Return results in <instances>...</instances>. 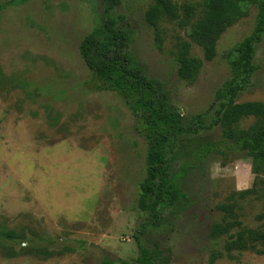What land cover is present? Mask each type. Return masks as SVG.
I'll use <instances>...</instances> for the list:
<instances>
[{"label": "rangeland", "instance_id": "1", "mask_svg": "<svg viewBox=\"0 0 264 264\" xmlns=\"http://www.w3.org/2000/svg\"><path fill=\"white\" fill-rule=\"evenodd\" d=\"M171 1L197 6L202 0ZM105 5L0 0V226L23 228L28 238L31 229L35 242L51 251L74 249L45 259L0 254V264H138L137 242L166 264H264V254L225 250L237 228L213 232L232 221L218 205L233 209L240 228L264 231V176L257 196H234L257 180L243 157L216 156L192 168L182 182L189 204L165 211L158 227L137 234L148 218L136 208L146 145L120 97L88 84L90 71L78 52L81 38L104 23ZM150 5L118 0L110 18L130 33L129 53L146 76L167 84L179 114L208 109L214 89L229 75L230 51L252 29L254 10L221 35L214 59L188 83L177 78L175 62L178 44L189 42V27L164 18L151 27L144 19ZM190 51L201 59L198 46L191 44ZM254 56L256 70L237 103L264 104V35ZM254 122L242 120L238 127L247 130ZM198 136L218 139L213 130L184 135L174 169L196 163Z\"/></svg>", "mask_w": 264, "mask_h": 264}, {"label": "trees", "instance_id": "2", "mask_svg": "<svg viewBox=\"0 0 264 264\" xmlns=\"http://www.w3.org/2000/svg\"><path fill=\"white\" fill-rule=\"evenodd\" d=\"M104 3V23L81 38L78 52L90 71L88 84L95 91L111 92L120 97L134 119V131L146 145V176L138 186L136 208L147 213L148 218L137 234H144L148 227H158L164 220L165 211L175 213L184 204V207L189 204L182 182L188 171L199 168L206 159L227 155L246 158L257 180L251 189L234 196L238 199L257 196L262 189L258 179L264 176V104L237 103V98L247 88L256 70L255 46L264 35V0H202L197 6H176L171 0H151L144 14L148 25L157 29L164 18L178 22L180 27H189V42L178 44L175 62L177 78L188 83L196 79L204 62L214 59L221 35L245 18L250 8L254 10L252 29L230 51L229 75L214 89L210 107L188 117L177 112L167 84L147 77L143 67L131 57L130 33L117 27V23L110 18L118 0H104ZM191 44L200 48L201 59L191 54ZM249 118L255 119L249 129L238 127L242 120ZM211 130L218 136L216 141L199 136L194 139L200 142L193 151L196 163L180 164L178 169H174L175 149L182 143L184 135L191 137L200 131ZM216 209L228 215L232 221L223 227H215L213 232L229 234L233 228H237L225 243L227 252L253 251L264 254V231L240 228V222L229 206L218 205ZM27 230L29 238L23 228L1 225L0 254L6 258L32 255L45 259L74 251L69 246L56 251L48 250L35 242V232ZM21 244L25 245L19 247ZM15 246H18L17 250ZM137 246L140 252L138 264H166L165 261H158L155 249L139 242Z\"/></svg>", "mask_w": 264, "mask_h": 264}]
</instances>
